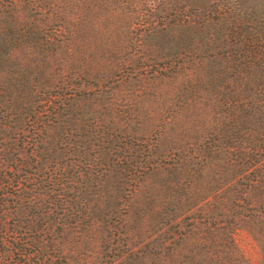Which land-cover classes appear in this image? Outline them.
Returning a JSON list of instances; mask_svg holds the SVG:
<instances>
[{
  "label": "trees",
  "instance_id": "trees-1",
  "mask_svg": "<svg viewBox=\"0 0 264 264\" xmlns=\"http://www.w3.org/2000/svg\"><path fill=\"white\" fill-rule=\"evenodd\" d=\"M131 1L0 0V264H264V0Z\"/></svg>",
  "mask_w": 264,
  "mask_h": 264
},
{
  "label": "rangeland",
  "instance_id": "rangeland-1",
  "mask_svg": "<svg viewBox=\"0 0 264 264\" xmlns=\"http://www.w3.org/2000/svg\"><path fill=\"white\" fill-rule=\"evenodd\" d=\"M135 1L138 0H132V3H135ZM142 1L141 7H137V11L135 16H133L130 20V23L132 25L137 24H159L164 25L166 23L173 24L176 20V14L180 12L183 13H189L190 7L197 5L199 7L203 6V3L210 2L211 0H163L162 3H159L158 6L153 7L149 6L145 1L147 0H140ZM257 0H230V2H234L235 4L241 3L244 7H246L247 10L253 6V3ZM205 5V4H204ZM168 13L164 15L165 13ZM252 34L254 35L256 29L252 28L250 30ZM244 33V32H243ZM239 35L240 38H242V34ZM162 37V35H161ZM260 40V39H259ZM68 161L74 162L78 159L76 157H71V155H67ZM67 161H63L62 167H70V165L65 164ZM76 166V165H75ZM168 234V233H167ZM235 237L238 240V243L240 244V247L242 249V252L250 258V260L257 262L258 259H260L262 253L260 251V248L258 245L252 240L251 237H249L245 232L239 231ZM260 263V262H259Z\"/></svg>",
  "mask_w": 264,
  "mask_h": 264
}]
</instances>
